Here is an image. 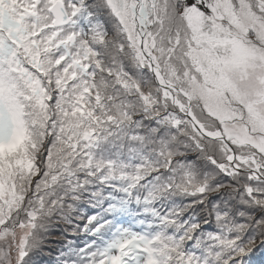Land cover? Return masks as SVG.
<instances>
[{
	"label": "snow or ice",
	"instance_id": "6c2138e0",
	"mask_svg": "<svg viewBox=\"0 0 264 264\" xmlns=\"http://www.w3.org/2000/svg\"><path fill=\"white\" fill-rule=\"evenodd\" d=\"M0 264H264V0H0Z\"/></svg>",
	"mask_w": 264,
	"mask_h": 264
}]
</instances>
